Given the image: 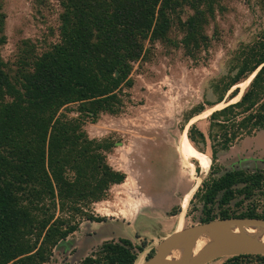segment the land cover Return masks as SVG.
Returning <instances> with one entry per match:
<instances>
[{
    "label": "trees",
    "instance_id": "obj_1",
    "mask_svg": "<svg viewBox=\"0 0 264 264\" xmlns=\"http://www.w3.org/2000/svg\"><path fill=\"white\" fill-rule=\"evenodd\" d=\"M60 2L59 41L36 58L18 83L10 82L0 58V264L46 263L80 219H100L91 206L125 175L109 165L106 143L89 138L83 123L100 113L122 111L124 87L132 85V64L142 57L145 40L163 37L176 8L187 0ZM191 6L196 13L183 25L182 43L192 41L199 48L207 39L198 31L197 7ZM3 41L0 36V45ZM238 59L235 73L219 81L222 96L208 105L212 109L223 103L207 116V133L195 124L187 130L196 147L209 141L213 159L218 150L264 128V33L242 48ZM254 73L233 101L241 92L237 85ZM204 108L192 109L185 123ZM237 185L250 198L255 191L264 192V174L228 170L204 181L205 217L200 222L212 220L215 203L220 218H264V207L261 213L254 208L228 212ZM133 248L126 238L104 241L80 264H134ZM251 257L264 260L262 255H239L222 264H241L239 259Z\"/></svg>",
    "mask_w": 264,
    "mask_h": 264
},
{
    "label": "rangeland",
    "instance_id": "obj_2",
    "mask_svg": "<svg viewBox=\"0 0 264 264\" xmlns=\"http://www.w3.org/2000/svg\"><path fill=\"white\" fill-rule=\"evenodd\" d=\"M191 3L197 7L198 31L207 39L199 48L192 41L188 46L182 43L183 25L196 13ZM62 12L60 0H0L4 40L0 58L11 83H18L36 58L59 41ZM175 12L169 31L145 40L142 57L132 64V85L124 87L122 111L100 113L83 123L89 138L106 143V160L124 173V181L112 185L106 197L91 206V213L100 219H80L77 230L57 243L43 264H80L101 243L118 238L132 241L134 264H141L163 238L205 217L204 181L228 170L264 174V128L218 150L214 159L209 141L200 148L190 142L194 153L182 146L191 124L207 133V116L223 105L208 107L222 96L219 81L235 73L238 52L264 33V0H187ZM247 80L237 85L238 96ZM236 98L233 101L240 97ZM200 105L204 110L185 123L190 111ZM1 151L5 154L6 147ZM240 187L236 186L226 206L228 212L254 208L261 213L263 190L245 198L238 192ZM219 210L215 203L212 219L220 218ZM179 217L182 227L170 226ZM228 258L207 264H222ZM239 262L264 264L255 257Z\"/></svg>",
    "mask_w": 264,
    "mask_h": 264
},
{
    "label": "water",
    "instance_id": "obj_3",
    "mask_svg": "<svg viewBox=\"0 0 264 264\" xmlns=\"http://www.w3.org/2000/svg\"><path fill=\"white\" fill-rule=\"evenodd\" d=\"M236 224L240 225V232H243L246 227H264V218L228 217L212 219L206 222L199 221L188 227L185 226L180 231L173 232L163 238L156 246L154 253L141 264H207L222 257L239 255L264 256V243L247 238L241 233L234 234L232 230ZM201 234L216 239V242L203 248L193 257H187L185 260L175 262L167 258L166 252L168 250L177 247L185 240H189L190 247H192L194 241Z\"/></svg>",
    "mask_w": 264,
    "mask_h": 264
},
{
    "label": "bare ground",
    "instance_id": "obj_4",
    "mask_svg": "<svg viewBox=\"0 0 264 264\" xmlns=\"http://www.w3.org/2000/svg\"><path fill=\"white\" fill-rule=\"evenodd\" d=\"M256 73V72H255ZM255 74H252L250 78L247 80V83L251 81ZM240 95L236 98L238 99ZM182 146L183 150L188 153H194L195 150L190 143V140L187 138L186 135L182 136ZM183 222L181 221L180 217L174 219L170 226H176V228H181ZM240 225L236 224L233 227L232 232L234 234L241 233L243 236L262 242L264 243V227H246L243 232H240ZM172 229V228H171ZM183 229V228H182ZM216 242V239L211 238L210 236L201 234L193 243L192 247H190V241L185 240L184 242L180 243L177 247L172 248L166 252L167 258L171 261H180L185 260L187 257H193L196 255L200 250L203 248L213 244Z\"/></svg>",
    "mask_w": 264,
    "mask_h": 264
}]
</instances>
